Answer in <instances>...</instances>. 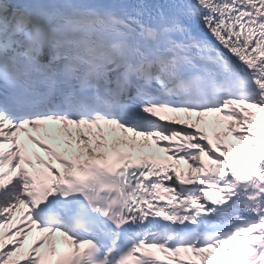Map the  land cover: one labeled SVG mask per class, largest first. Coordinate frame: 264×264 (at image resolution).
<instances>
[{"label": "snow or ice", "instance_id": "6c2138e0", "mask_svg": "<svg viewBox=\"0 0 264 264\" xmlns=\"http://www.w3.org/2000/svg\"><path fill=\"white\" fill-rule=\"evenodd\" d=\"M0 264H264V0H0Z\"/></svg>", "mask_w": 264, "mask_h": 264}, {"label": "bare ground", "instance_id": "6f19581e", "mask_svg": "<svg viewBox=\"0 0 264 264\" xmlns=\"http://www.w3.org/2000/svg\"><path fill=\"white\" fill-rule=\"evenodd\" d=\"M206 159V158H205ZM181 164H183V162H181ZM185 167H186V165H185Z\"/></svg>", "mask_w": 264, "mask_h": 264}]
</instances>
